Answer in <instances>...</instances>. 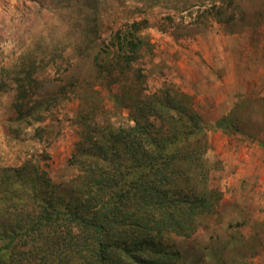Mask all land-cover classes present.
Returning <instances> with one entry per match:
<instances>
[{"label":"rangeland","instance_id":"1","mask_svg":"<svg viewBox=\"0 0 264 264\" xmlns=\"http://www.w3.org/2000/svg\"><path fill=\"white\" fill-rule=\"evenodd\" d=\"M91 1L100 6V14L104 6L108 10L99 29L110 45L111 32L127 21L125 12L133 5ZM239 2L237 19L245 21L235 33L214 20L197 26L190 13L150 10V27L142 35L151 48L133 63L144 75L147 94L166 90L193 98L209 133L211 184L223 193L217 212L196 234L173 237L181 250L179 264L237 259L238 264H264V0ZM86 4L0 0V169L33 161L53 183L67 186L78 175L69 160L80 140L78 115L86 101L101 103L96 108L102 125L128 123L127 111L113 108L118 87L111 77L96 74L92 56L80 57L73 50ZM106 45L100 54L108 62ZM23 69L34 71L24 99ZM232 114L243 117L253 137L243 127L232 135L217 128L218 121ZM250 114L253 118L246 122ZM240 241L247 248H235Z\"/></svg>","mask_w":264,"mask_h":264},{"label":"trees","instance_id":"2","mask_svg":"<svg viewBox=\"0 0 264 264\" xmlns=\"http://www.w3.org/2000/svg\"><path fill=\"white\" fill-rule=\"evenodd\" d=\"M86 1L73 50L92 56L96 74L111 77L118 87L113 108L127 111L128 123L102 125L96 108L101 103L86 101L78 115L80 140L69 160L78 175L67 186L53 183L33 161L0 169V264H179L181 250L173 237L196 234L217 212L223 193L211 184L209 133L193 98L166 90L147 94L144 75L133 63L151 48L142 35L150 27V10L190 13L197 26L214 20L235 33L245 21L237 19L241 3L126 0L133 5L125 12L127 21L106 45L99 27L108 10L104 6L100 14L96 1ZM105 45L108 62L100 54ZM23 71L24 99L34 71ZM216 126L231 135L243 127L254 136L234 114ZM235 248L247 244L240 241Z\"/></svg>","mask_w":264,"mask_h":264}]
</instances>
